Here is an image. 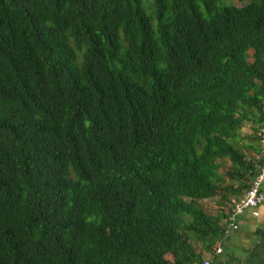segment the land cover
<instances>
[{
	"label": "trees",
	"instance_id": "trees-1",
	"mask_svg": "<svg viewBox=\"0 0 264 264\" xmlns=\"http://www.w3.org/2000/svg\"><path fill=\"white\" fill-rule=\"evenodd\" d=\"M236 1L0 0V264L215 256L264 124V0Z\"/></svg>",
	"mask_w": 264,
	"mask_h": 264
},
{
	"label": "crops",
	"instance_id": "crops-1",
	"mask_svg": "<svg viewBox=\"0 0 264 264\" xmlns=\"http://www.w3.org/2000/svg\"><path fill=\"white\" fill-rule=\"evenodd\" d=\"M264 193V182L261 185ZM243 210L236 217V227L230 230L215 256L204 255L207 264H264V203Z\"/></svg>",
	"mask_w": 264,
	"mask_h": 264
},
{
	"label": "built area",
	"instance_id": "built-area-1",
	"mask_svg": "<svg viewBox=\"0 0 264 264\" xmlns=\"http://www.w3.org/2000/svg\"><path fill=\"white\" fill-rule=\"evenodd\" d=\"M259 151L255 157L256 159V169L255 174L251 177L246 191L243 193L238 201H235L229 211L227 229L225 233L227 234L230 230H234L236 227V217L243 210H251L253 215H256L255 208L264 203V193L261 191V185L264 182V124L259 128ZM219 248L216 249V252ZM192 264H199L193 262ZM200 264H207V261H203Z\"/></svg>",
	"mask_w": 264,
	"mask_h": 264
},
{
	"label": "rangeland",
	"instance_id": "rangeland-1",
	"mask_svg": "<svg viewBox=\"0 0 264 264\" xmlns=\"http://www.w3.org/2000/svg\"><path fill=\"white\" fill-rule=\"evenodd\" d=\"M229 2H233L235 5H241L242 3L237 2L236 0H227ZM241 134H243V137L246 141H250V134H251V127L248 124H245L241 127ZM199 203L204 208V210L213 209V199H205V200H199ZM211 212V211H210ZM210 257H213L211 255H208Z\"/></svg>",
	"mask_w": 264,
	"mask_h": 264
}]
</instances>
